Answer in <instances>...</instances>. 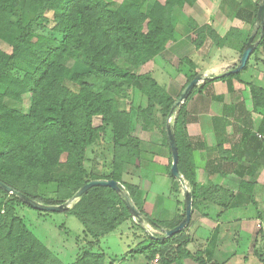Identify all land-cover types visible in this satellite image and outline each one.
<instances>
[{
    "label": "trees",
    "instance_id": "trees-1",
    "mask_svg": "<svg viewBox=\"0 0 264 264\" xmlns=\"http://www.w3.org/2000/svg\"><path fill=\"white\" fill-rule=\"evenodd\" d=\"M232 1L224 2L230 11L234 10ZM185 4L192 5L193 0H122L117 4L113 0H0V43L9 48L0 47V181L51 205L63 203L92 179H114L123 185V166L138 157L139 140L130 135L131 115L121 108L122 100L136 89L146 96L145 108L138 107L142 127L151 122L157 100L164 105V114L175 100L151 74H136L127 66H142L174 41L178 23L174 9ZM256 10L257 4L254 19ZM18 11L27 12L31 19L22 21L15 16ZM38 24L50 25L53 35L35 30ZM189 26L186 36L190 39L193 31L195 37L191 39L196 48L205 37L221 44L210 25ZM256 40L252 53L263 44L264 31L260 37L259 31L256 33ZM247 64L239 72L200 82L175 118L178 169L189 187L192 207L207 190L195 182L191 147L186 136L181 137L185 103L211 81L237 79ZM249 90L254 109H264V89L249 84ZM6 99H28L29 106L21 112L8 106ZM95 117H100L102 124L94 125ZM104 124L112 127L113 146L111 171L105 176L88 171L84 165L87 149L97 143ZM165 146L170 151L167 141ZM169 165L171 188L178 190L180 183L170 174ZM48 184L56 187L54 198L38 192V187ZM123 186L143 218L154 227L170 229L184 217L182 213L165 223L152 219L137 203L138 186ZM18 204L28 206L0 187V264H62L15 215ZM63 211L77 218L85 237L92 239L91 245L125 221L134 222L122 197L108 186H92ZM186 229L163 239L144 232L147 243L132 251L148 253V260L158 256L159 264L184 258L207 264L205 251L188 250ZM70 264H104V254L83 252Z\"/></svg>",
    "mask_w": 264,
    "mask_h": 264
},
{
    "label": "crops",
    "instance_id": "crops-1",
    "mask_svg": "<svg viewBox=\"0 0 264 264\" xmlns=\"http://www.w3.org/2000/svg\"><path fill=\"white\" fill-rule=\"evenodd\" d=\"M210 2L209 6L212 5ZM191 7L202 12V19L192 11L186 13L191 14V20L210 25L222 40L218 44L216 40L205 37L202 45L195 49L210 59L205 68L208 72L201 74L204 77H216L237 65L238 57L241 56L240 49L245 43L243 37L246 22L240 18H230L229 11L226 13L227 18L222 20L215 16L216 11H209L201 0H193ZM225 7L223 5V9ZM210 12L214 14L212 20ZM252 12L251 8L246 11L249 15ZM185 36L193 44V34L190 39ZM176 40L178 38L174 33L172 43L175 44ZM223 68L226 69L221 71ZM249 84L264 89V40L258 50L250 55L247 68L237 79L211 81L185 103L186 116L182 123L181 137L186 136V142L191 147L195 182L207 190L203 198L195 201L203 202L204 214L201 220L213 226L208 231L205 245L197 247L194 252L205 251L203 255L207 264H237V255L240 253H243L241 263L250 264L247 252L252 249L255 253L262 243L260 238L264 241V139L257 136L259 133L264 134V109H254ZM156 149L158 161L150 158L139 165L141 180L137 186L146 200L157 201L165 206L167 198L164 195L170 200L169 193H152L151 189L154 182L152 179L156 177L168 184L169 192L172 189L167 174V166L171 163L170 151L160 146ZM175 191L179 193L180 190ZM178 196H182L184 210L183 189ZM173 211L177 214L174 218L181 215L176 207ZM261 251L264 253V247ZM134 254L130 256V262L136 260ZM126 257L123 259L126 260ZM257 262L255 264H264V254L263 259L259 258ZM173 264L197 263L184 258Z\"/></svg>",
    "mask_w": 264,
    "mask_h": 264
},
{
    "label": "rangeland",
    "instance_id": "rangeland-1",
    "mask_svg": "<svg viewBox=\"0 0 264 264\" xmlns=\"http://www.w3.org/2000/svg\"><path fill=\"white\" fill-rule=\"evenodd\" d=\"M121 1L122 0H113V2L116 4L120 3ZM210 1H212V5L214 3L215 6H209L211 3ZM201 2L203 4L205 3L207 9L209 8V11L210 9L212 10L211 12L216 11L215 16L220 17L222 20L227 18L226 13L229 11L230 14L228 16H230V18H240V20L246 22V30L243 39L244 42H247V39L249 38L254 26L255 19L253 18V14L248 15L246 11L248 8H251L253 11L252 13H254L256 3L259 2V0H233V11H230L228 3H224L225 0H216L215 2L214 0H201ZM223 5L226 6L224 9ZM191 6L185 4L182 8L174 9L175 16H178L179 19V22L174 27L175 37L176 39L178 38L175 44H170L159 55L138 68L134 69L130 66H127L132 72L136 74H151L152 77L156 79L163 91L168 93L172 99L177 98V95H179L186 83L193 76L198 74V72H208V70L205 71V68L210 59L208 60L203 53L199 54L198 50L195 51L197 48H194V43L192 44L184 38V35L187 34L186 27H190V23L191 27L205 25L198 24L194 20L192 21L191 14H186L189 13V11H192L195 15L200 17L202 12L197 10L200 5L197 7V9ZM211 12L210 15L212 16V20L214 14ZM238 12L240 15L236 16V13ZM15 16L22 19L24 22H28L32 17L30 14L24 11H18ZM198 21L202 22V20L199 19ZM181 22H186L187 24H182ZM49 26L44 27L43 25L38 24L35 26V30L53 35L51 31H49ZM191 32L194 38L195 34L193 31ZM0 47L4 50H9V48L3 43H0ZM225 69L223 68L220 70L223 71ZM91 80L92 79H89V81ZM146 101V96L142 95L136 89L130 91L128 99H123L121 102V108L124 111H129L131 115L130 135L132 137H137L139 140L138 157L132 158L129 162H125L123 166L124 169L122 171L121 181L125 187H127V184L137 186L138 181L141 180L139 176V165L141 166V164H144L143 162L149 161L150 158L158 161L157 155L159 154L156 152L157 147L160 146L165 150L167 149L165 146L166 137H164L165 135L163 134V130L165 133V125L168 119L169 111L164 114L161 109L164 107V105L162 102L157 100L151 114V122L142 127V125H144V121L142 114L138 111V107L145 108L147 105ZM5 103L14 109L20 110L21 112H26L29 106L28 99H24L22 101L6 99ZM93 123L94 125L102 124L100 117H95ZM103 126L104 130L102 131L97 143L87 149L86 161L84 162V165L88 171L94 172L97 175L105 176L111 171L113 146L112 127L111 125L105 124ZM150 154L153 156L149 157ZM151 179L152 178H150V180ZM152 180L154 181L152 183V193H169L171 198L169 200V198L164 195V197L167 198V202L166 205L163 206L160 202H151L150 199L146 200L143 192L138 190V195L135 198L142 210L152 219H156L164 223L171 221L172 218L174 219L175 215H177L176 212L173 211L174 207H176L177 210L182 214L184 212L183 204H181L182 196H178V194L182 192V186L180 185L179 193L174 189H170L169 192L168 184L162 183L157 177L156 179L154 178ZM168 181H170L169 178ZM185 185L187 188H189L186 181ZM55 189L56 187L54 184L42 185L38 187V192L44 197L54 198ZM75 201H73L68 208H70ZM194 203L195 204L194 207H192L191 212L192 216H190V221L187 224L186 229V233L189 236L190 242H192L189 243L187 247L192 252H194L197 247H203L205 245L204 242L208 235V231L213 227L210 226L209 222L208 224H205V222L201 220L203 219L202 216L204 214L203 202L194 201ZM14 213L17 217L23 220L30 231L62 264H70L75 262L78 255L82 254L83 252H102L104 254V264H159L158 256L148 260L146 258L148 253H142V255L134 254V252L129 249L140 248L145 243H147V239H143L142 236L144 235V232L148 234L150 233L151 235L160 236L164 233V230H167V228L163 227H154L145 219L141 224H138V221L134 219L133 223L130 221H125L114 231L102 236L98 244L91 245L92 239L89 236L85 237L86 234L83 232V226L72 214L64 211H37L23 204L16 205ZM137 225H140L141 227H138ZM135 234L140 237H135ZM262 240L263 239L260 238V242L262 243L258 246V250H256L255 253L252 251V249H250V252H247V258L250 259V261L248 260L250 264L258 263L257 259L259 258L263 259L264 253L261 251V249L264 247V241ZM139 242L140 244H138ZM253 253L255 255H253ZM133 254L135 255L136 260L134 262L131 261V263V255ZM242 255L243 253L237 255V264L242 262ZM124 256H127L126 260L123 259Z\"/></svg>",
    "mask_w": 264,
    "mask_h": 264
},
{
    "label": "water",
    "instance_id": "water-1",
    "mask_svg": "<svg viewBox=\"0 0 264 264\" xmlns=\"http://www.w3.org/2000/svg\"><path fill=\"white\" fill-rule=\"evenodd\" d=\"M259 31V37L262 35L264 31V0H259L257 4V10H256V18L255 23L252 28V31L249 35V38L247 39V42L245 43L244 49L241 53V56L239 58V61L235 67L232 69H229L225 71L221 75H227L229 73H236L241 71L244 66L247 64V61L251 55V53L254 50V47L258 43L259 40L253 41L256 33ZM221 75H218L216 77H219ZM214 77H204L201 73L196 74L193 76L188 83L183 87V89L180 91L177 98L172 103L170 109H169V115L168 119L165 125V137L168 144V147L170 149V157H171V163L169 165V172L170 174L180 183L183 189V195H184V217L181 219V221L174 227L164 230V233L160 236H153L149 233L150 236H153L154 238L163 239L166 237L171 236L172 234L182 230L187 226V224L190 221L191 216V210H192V197L190 190L185 185V180L180 173L178 169V149L177 144L175 140L174 135V120L178 114V111L183 104V102L187 99V97L192 92L193 88L197 86L200 82H202L205 79L211 80ZM92 186H108L115 190L124 200L130 215L133 219H136L138 223H143L144 218L142 216L141 211L138 209L136 204L134 203L132 197L130 196L129 192L116 180L114 179H92L82 185L70 198H68L66 201H64L61 204L58 205H51V204H44L41 202H37L28 196L20 193L19 191L13 190L4 183L0 181V187L4 189L5 191H8L10 193L15 194L17 197L20 198V200L27 204L29 207L40 210V211H52V212H59L63 211L64 209L68 208L69 205L77 200L85 191H87Z\"/></svg>",
    "mask_w": 264,
    "mask_h": 264
},
{
    "label": "built area",
    "instance_id": "built-area-1",
    "mask_svg": "<svg viewBox=\"0 0 264 264\" xmlns=\"http://www.w3.org/2000/svg\"><path fill=\"white\" fill-rule=\"evenodd\" d=\"M257 136L260 138V139H264V134H257ZM123 186V185H122ZM124 187V186H123Z\"/></svg>",
    "mask_w": 264,
    "mask_h": 264
}]
</instances>
